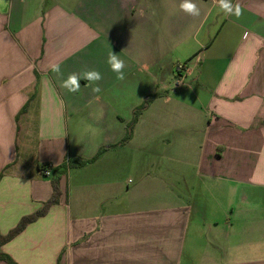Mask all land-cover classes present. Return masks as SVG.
I'll use <instances>...</instances> for the list:
<instances>
[{"label":"crops","instance_id":"1","mask_svg":"<svg viewBox=\"0 0 264 264\" xmlns=\"http://www.w3.org/2000/svg\"><path fill=\"white\" fill-rule=\"evenodd\" d=\"M192 2L199 16L182 0H0V234L51 197L38 166L62 164L76 115L95 133L80 158L108 147L2 247L16 263L264 264V0H231L239 18ZM180 52L189 84L163 85L124 142L145 78L173 80ZM88 70L102 79L62 87Z\"/></svg>","mask_w":264,"mask_h":264},{"label":"trees","instance_id":"2","mask_svg":"<svg viewBox=\"0 0 264 264\" xmlns=\"http://www.w3.org/2000/svg\"><path fill=\"white\" fill-rule=\"evenodd\" d=\"M181 68H183L184 66H180ZM154 100V97H148L145 99L143 105L136 109L134 111V119H133V124L134 125L138 119V117L149 107V105L152 103V101ZM27 105L23 108L22 112L18 115L17 120L19 121L20 117L22 115H24L27 112ZM130 133L128 134V136L124 139V142H127L130 138ZM108 147H104L103 149H101L97 155L92 158L91 160H86V159H82L80 157H74L71 159H65V161L60 164L57 167L51 168L50 165H39L38 168L42 174L43 177H49L51 176L52 180H51V185H52V195L51 197L43 204L42 208H40L38 211H36L35 213H32L30 215H26L24 217L21 218V220L19 221V223L13 228L11 229L7 234L5 235H1L0 234V262H3L5 264H18L16 263V261L9 256L8 254L4 253L1 249L2 247L11 242L13 239H15L17 236H19L21 233H23L26 228L37 222L39 219L45 217L50 208L56 204L59 203L62 192L60 189V183L61 180L67 176V174L73 170V169H78V168H82L85 167L93 162H95L99 156L105 151L107 150ZM49 172V175H46V173ZM52 172V173H51ZM3 174H1L0 176H2ZM59 264V262H58Z\"/></svg>","mask_w":264,"mask_h":264},{"label":"rangeland","instance_id":"3","mask_svg":"<svg viewBox=\"0 0 264 264\" xmlns=\"http://www.w3.org/2000/svg\"><path fill=\"white\" fill-rule=\"evenodd\" d=\"M180 53L183 55L180 56L181 57L180 58L181 61L179 62L180 64H178V63L175 64V70H174L175 78L173 80H169V81L165 80L163 75H161L158 72L155 74L156 78L154 79V82H152V78H150V79L148 77L145 78L144 83H143L142 92L147 94V93H149V91H152L151 94H149L148 96L146 95L145 98L154 97V99H155V95L157 93L162 92L163 85H165V84H166V87L164 89L169 88L171 90L179 88V87H180V89L181 88L184 89V85L189 84V80L182 78V73L179 75V72H182V71L184 72V69H181L180 66H184L187 62V59L183 58L187 52H180ZM165 72H167V71H165ZM163 80H165L167 82L164 83ZM153 91H156V92H153ZM137 97H138V93L130 92L129 104L131 105L134 101L136 102V100L138 99ZM145 98L140 101V105L137 106L132 111V114L131 113L123 114V116L121 117L122 119L125 120V122L129 121L130 135H131L132 130H133L134 125H135V124L132 125L133 119H134V111L143 105ZM139 100H140V98H139ZM79 117H80V120H79ZM79 117L76 115L70 123V129H71L72 137L74 139H76V138H78V139L73 141L72 137L69 136V141L68 140L66 141V142H69V148L66 150V156L63 158L62 163L65 161V159H71V158H74L77 156L81 157V155H87V156L91 155V150L89 149L86 141H88L91 136H94L95 133L93 132V130H91V128L89 127V124H87L86 122L83 121V118L85 116L80 115ZM103 135H105V133L99 132V136H103ZM82 137L85 139H82ZM129 179H131L133 181L135 179V173L132 174L131 176H129ZM50 180H52V178H50Z\"/></svg>","mask_w":264,"mask_h":264},{"label":"clouds","instance_id":"4","mask_svg":"<svg viewBox=\"0 0 264 264\" xmlns=\"http://www.w3.org/2000/svg\"><path fill=\"white\" fill-rule=\"evenodd\" d=\"M219 8L222 10L225 15H235L239 18L243 14L242 7L239 3L233 5L231 0H218ZM180 9L188 15L191 16H199L200 10L192 0H182L180 4ZM247 34L245 33V36ZM107 63L110 65L111 70L117 73V79L123 80L124 72L123 69L125 68L124 60L120 59L117 54L113 51L109 53ZM53 72L60 73V66L58 64H53L51 66ZM81 79H84L89 82V84H95L96 82L102 79L101 73L96 70H88L84 71L81 74L71 73L66 80L62 82V87L68 89L71 93H77L80 90ZM92 91L95 93H99L101 91L98 84L92 88Z\"/></svg>","mask_w":264,"mask_h":264},{"label":"built area","instance_id":"5","mask_svg":"<svg viewBox=\"0 0 264 264\" xmlns=\"http://www.w3.org/2000/svg\"><path fill=\"white\" fill-rule=\"evenodd\" d=\"M181 69H182V68H181ZM46 175H49V172H47Z\"/></svg>","mask_w":264,"mask_h":264}]
</instances>
